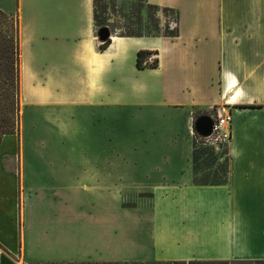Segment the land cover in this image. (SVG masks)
I'll list each match as a JSON object with an SVG mask.
<instances>
[{"label": "crops", "instance_id": "1", "mask_svg": "<svg viewBox=\"0 0 264 264\" xmlns=\"http://www.w3.org/2000/svg\"><path fill=\"white\" fill-rule=\"evenodd\" d=\"M148 2L178 12L177 34H110L104 49L95 0L31 4L20 36L22 93L38 89L33 103L41 108L91 110L77 118H89V127L108 118L106 108H135L142 152L151 142V152L165 156L120 177L92 159L54 192L29 177L20 147L5 146L19 136L5 135L0 264H264V0ZM140 49L157 64L139 68ZM222 106L231 118L227 180L198 185L177 112L192 122ZM136 180L154 186L147 203L126 205L109 188ZM78 182L103 189L79 193Z\"/></svg>", "mask_w": 264, "mask_h": 264}, {"label": "rangeland", "instance_id": "2", "mask_svg": "<svg viewBox=\"0 0 264 264\" xmlns=\"http://www.w3.org/2000/svg\"><path fill=\"white\" fill-rule=\"evenodd\" d=\"M38 1L0 0V9L3 11L16 15L19 10L21 40L23 25L28 27L29 24L31 4ZM150 4L148 0H95L98 23V25L96 24V33L103 26L108 27L110 34L119 35H159L175 31L177 19L175 10L165 9L161 6L155 7ZM207 12H209L208 9L202 10V16H205ZM35 92L38 93V89L26 87L23 93L21 89L20 130L17 134L19 138L16 137V140L7 142L8 144L6 143L5 146L20 147L30 166L29 177L42 179L45 183L47 182L50 189H56L54 192H64L65 186L55 183L62 178H74L76 172L81 177L83 171H86L83 170V166L92 159L100 165L103 160L107 161L109 163V170L106 171L109 172L108 175L120 177L127 176L128 172L133 173V169L136 167H149L151 165L150 158L160 156V160H162L161 156H165V154L151 152V142L145 144L147 145L145 146L146 153L142 152V143L137 141L140 132L136 120H134L137 111L135 108L125 106L106 108L108 118L101 122L93 121V126L89 127L91 121L89 118L82 117L78 120L77 118L82 112L90 113L91 110L67 104H49L41 108L38 104L33 103L36 101ZM44 115L48 116L47 119L43 117ZM54 115L62 117L63 120L56 121ZM73 115L76 116L71 119ZM198 115L200 114L196 113L194 118ZM214 115L215 113L211 116ZM177 117H183L181 123L184 130V144L192 151H207L203 152L195 162L194 170L197 180L220 181L222 182L220 184H225L228 142L211 144L199 138V135L194 131V118L190 122L183 111L177 112ZM60 124L65 125V131L62 130ZM167 139L169 138L166 137L165 140L167 141ZM208 148H213V152H210ZM93 150L95 152H92ZM138 182L140 181L110 185L109 188L121 193L126 205H135L138 202L147 203L154 192V186L137 184ZM77 187L79 193L103 189L98 186L82 185L79 182ZM60 188L63 190L58 191Z\"/></svg>", "mask_w": 264, "mask_h": 264}, {"label": "trees", "instance_id": "3", "mask_svg": "<svg viewBox=\"0 0 264 264\" xmlns=\"http://www.w3.org/2000/svg\"><path fill=\"white\" fill-rule=\"evenodd\" d=\"M155 7L158 5L150 4ZM165 9H172L169 7H163ZM174 10V9H172ZM176 12V18L178 12ZM95 22L97 23L96 12ZM101 25V24H99ZM177 34V28L175 31H169L163 35L175 36ZM129 35V34H126ZM136 36H142V34H131ZM110 43V37L101 42L100 48H106ZM154 52L146 49H140L137 51L136 65L141 68L145 66H155L157 59H154L152 63H144V59ZM20 95H21V77H20V29L19 19L17 14L12 15L8 12L0 9V143L3 137L7 134H19L20 130ZM199 138L204 139L199 136ZM210 152H213V148H208ZM206 153L205 150L199 152L192 151V164L193 170L195 162L201 156L202 153ZM228 163L226 180L228 176ZM195 184H220V181H202L197 180L194 170Z\"/></svg>", "mask_w": 264, "mask_h": 264}, {"label": "built area", "instance_id": "4", "mask_svg": "<svg viewBox=\"0 0 264 264\" xmlns=\"http://www.w3.org/2000/svg\"><path fill=\"white\" fill-rule=\"evenodd\" d=\"M156 59L154 53L149 54L145 59L144 63H152ZM213 118V130L212 133L203 137L205 141L215 144L217 142H228L231 137V126H230V113L224 106L217 108Z\"/></svg>", "mask_w": 264, "mask_h": 264}, {"label": "water", "instance_id": "5", "mask_svg": "<svg viewBox=\"0 0 264 264\" xmlns=\"http://www.w3.org/2000/svg\"><path fill=\"white\" fill-rule=\"evenodd\" d=\"M97 36L100 41H104L110 37V31L107 26H103L97 30ZM194 131L201 137H207L213 130V118L207 113H202L194 118Z\"/></svg>", "mask_w": 264, "mask_h": 264}, {"label": "bare ground", "instance_id": "6", "mask_svg": "<svg viewBox=\"0 0 264 264\" xmlns=\"http://www.w3.org/2000/svg\"><path fill=\"white\" fill-rule=\"evenodd\" d=\"M235 95V94H234ZM233 98V97H232Z\"/></svg>", "mask_w": 264, "mask_h": 264}]
</instances>
